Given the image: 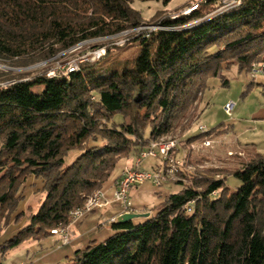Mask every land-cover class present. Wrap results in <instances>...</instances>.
Listing matches in <instances>:
<instances>
[{
	"label": "trees",
	"instance_id": "1",
	"mask_svg": "<svg viewBox=\"0 0 264 264\" xmlns=\"http://www.w3.org/2000/svg\"><path fill=\"white\" fill-rule=\"evenodd\" d=\"M133 1L0 0V60L45 61L41 73L0 84V215L29 176L40 178L44 191L27 223L0 244L3 255L66 224L121 158L138 157L173 130L208 78L227 86L224 69L247 72L264 63V0H240L214 14L218 0H205L189 14L154 21L168 29L147 36L131 31L148 24ZM124 31L131 32L121 45L91 46L104 47L99 58L47 75L60 52ZM131 40L138 41L132 64L102 63ZM164 164L154 168L164 172ZM231 175L239 181L233 189L226 176L206 172L189 183L166 176L163 183L178 184L177 191L146 217L111 223L110 235L76 249L66 264H264V153Z\"/></svg>",
	"mask_w": 264,
	"mask_h": 264
},
{
	"label": "rangeland",
	"instance_id": "2",
	"mask_svg": "<svg viewBox=\"0 0 264 264\" xmlns=\"http://www.w3.org/2000/svg\"><path fill=\"white\" fill-rule=\"evenodd\" d=\"M187 2L189 0H170L164 4L162 0H134L132 6L140 11L144 22L150 24L162 17L173 15ZM124 37L126 36L120 34L114 38L88 40L69 50L62 51L47 65L46 73L53 70L58 74L63 71V65L67 62L77 61L85 55L90 58L86 61H91L92 45L95 43L120 45L118 42ZM137 45L138 41L131 40L122 48H113L108 58H103L102 63L107 59L105 63L109 67L129 66L136 54ZM23 63V61L16 60H0V70L11 72V74H1L2 72H0V84H7L20 78L27 79L41 73L45 68V61L29 65ZM261 65L264 63L253 62L247 72H238L235 66L224 69L222 74L228 81L227 86L221 84L218 76L208 78L204 89L200 90L197 98L188 105L173 130L159 139V141L175 142L171 153L180 159L181 163L173 179L181 178L185 183H189L193 175L206 172L217 178L226 176L227 185L233 189L238 186L239 181L231 175V172L240 168L256 152L264 153V67L262 68ZM256 69L261 71L253 73ZM42 88V85H35L32 90L39 92ZM228 100H235L237 103L231 115H227L223 110L224 103ZM116 120L120 121V116H117ZM200 125L205 126V132L200 131ZM206 140L209 142L208 145L204 144ZM76 153L75 150L71 151L67 157L68 160H71ZM136 158L132 154L121 158L113 170L114 174L124 167L132 166ZM161 162L160 156H147L142 160L140 169L152 170ZM41 187L42 180L40 178L29 176L16 192V195L20 196L18 201L8 208L9 211L5 209L6 207L2 209L0 244L27 223L28 216L36 210L44 196ZM179 187L178 184L169 182L155 186L150 180H145L140 184L133 185L128 195L133 210L136 208L135 210L143 213L150 211L164 194L177 191ZM119 208L121 205L118 202H111L102 213L87 214L79 222H75L76 224L72 228L74 235L83 236L86 239L97 238V241L105 239L112 233L108 224V215L111 211ZM18 212L20 214L14 218ZM99 223L102 226L98 228L97 224ZM56 239L59 237L51 234L31 237L9 249L4 255L0 252V261L8 264L14 261H25L28 259L27 256L31 259L34 256H45L52 253V250H55L57 246L67 249L66 246L60 245L59 240L56 241ZM65 260L60 264H66L68 258Z\"/></svg>",
	"mask_w": 264,
	"mask_h": 264
},
{
	"label": "built area",
	"instance_id": "3",
	"mask_svg": "<svg viewBox=\"0 0 264 264\" xmlns=\"http://www.w3.org/2000/svg\"><path fill=\"white\" fill-rule=\"evenodd\" d=\"M205 0H189V4L186 7H183L178 12L173 13L171 15L172 17L177 16L178 14H189L192 11L196 10L202 2ZM219 6L213 10L210 14H214L216 12L232 8L236 6L240 0H218ZM158 29H168L166 26L160 25L159 22L157 23H150V24H144L141 25L134 30H131L132 32H139V31H146L145 36L148 35L150 31H155ZM131 31H124L119 33L123 34L127 37V35ZM113 36L111 38L117 37ZM126 37H124L123 40L118 42L120 45L124 43L126 40ZM116 43V42H115ZM90 54L92 55L91 60L99 58L101 55L104 54V47L99 48H93L90 51ZM90 59L85 55L84 57L80 58L79 60H71L67 62L65 65H63V68L60 73L67 75L70 72H74L79 69V63H81L84 60ZM263 68L264 65H261ZM261 70H254L253 73L260 72ZM55 71L50 70L47 75L53 76L55 75ZM235 100H228L224 103L223 110L227 115H231L232 111L234 110L236 106ZM200 131L205 132L206 128L203 125L199 126ZM205 145H208L209 142L206 140L204 142ZM175 147L174 141H159V140H153L149 143V146L146 150L142 151L140 155L136 158V161H134L132 166L124 167L121 170V173L118 177V179L115 181L114 188L111 194V198L107 196L106 191L103 188H99L94 190L89 196L86 197V199L83 201V203L70 210L68 215V221L64 225L57 226L55 228L50 229L51 235H56L59 237L60 245H65L70 241V226L78 222L80 219L85 217L87 214L91 212H103L105 211L108 206L111 204V202H118L122 207V213L124 212H132L133 206L132 202L129 198V190L133 185L140 184L144 182L145 180H150L155 186H160L163 181L165 180L166 176L171 177L174 176L176 171L178 170L179 164L181 163L180 159L176 158L172 155L171 151ZM147 156L152 157H161V160H165V166L166 169L163 172V168H153L152 170H143L140 169V164L144 158ZM162 165V162H161ZM119 214V215H120ZM117 216H112L108 219V224L111 225V223L117 221ZM0 264H6L4 262H0ZM17 264H27L26 262H20Z\"/></svg>",
	"mask_w": 264,
	"mask_h": 264
},
{
	"label": "crops",
	"instance_id": "4",
	"mask_svg": "<svg viewBox=\"0 0 264 264\" xmlns=\"http://www.w3.org/2000/svg\"><path fill=\"white\" fill-rule=\"evenodd\" d=\"M120 171H117L115 174H114L115 171L112 172L111 175H110V177L102 185V188L106 191V194L109 197H111V194H112V191H113V188H114L115 181L118 179V176L121 173ZM159 196H162V195H159ZM135 209L136 208H134V210L132 212L140 213V212H138ZM121 212H122V207L119 208V209H117V210H113V211H111L109 213L107 219H109L112 216L119 215ZM143 213H145V212H143ZM76 223H73L70 226V235H71L70 236V241L67 244L63 245V246H66L67 249H63L65 247L62 248V247L57 246V248L55 250H52L53 252L51 251L52 253H48V254L45 253L46 254L45 256H42V255L39 256V257H35L34 256L33 259H31V258H29L27 256L28 259L26 258L27 260H25V261L24 260L14 261V262H11V263H8V264H17V263H20V262H26L27 264H60V263H63V261H66L65 259L71 257L72 254H73V252L76 249L83 248L91 240H96L97 241V238L86 239L83 236H76V235H74L75 233L72 231V228H73V226ZM97 226L99 228V227L102 226V224L99 223V224H97ZM56 241H58V239H56Z\"/></svg>",
	"mask_w": 264,
	"mask_h": 264
},
{
	"label": "water",
	"instance_id": "5",
	"mask_svg": "<svg viewBox=\"0 0 264 264\" xmlns=\"http://www.w3.org/2000/svg\"><path fill=\"white\" fill-rule=\"evenodd\" d=\"M149 213L124 212L117 216V222H125L134 218L146 217Z\"/></svg>",
	"mask_w": 264,
	"mask_h": 264
}]
</instances>
